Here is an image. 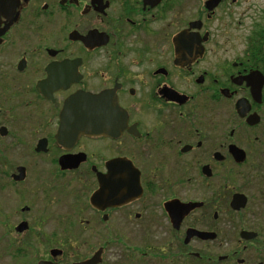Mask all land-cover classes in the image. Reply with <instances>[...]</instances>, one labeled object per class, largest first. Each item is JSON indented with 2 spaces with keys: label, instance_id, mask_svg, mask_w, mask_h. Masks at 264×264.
Masks as SVG:
<instances>
[{
  "label": "flooded vegetation",
  "instance_id": "flooded-vegetation-1",
  "mask_svg": "<svg viewBox=\"0 0 264 264\" xmlns=\"http://www.w3.org/2000/svg\"><path fill=\"white\" fill-rule=\"evenodd\" d=\"M209 1L0 0L11 264H264V21L241 37L240 0ZM78 93L109 100L76 139ZM76 221L93 246L62 263Z\"/></svg>",
  "mask_w": 264,
  "mask_h": 264
},
{
  "label": "rangeland",
  "instance_id": "rangeland-1",
  "mask_svg": "<svg viewBox=\"0 0 264 264\" xmlns=\"http://www.w3.org/2000/svg\"><path fill=\"white\" fill-rule=\"evenodd\" d=\"M237 14L236 17H238L242 23L239 27V33H237L239 36L244 37L247 33L248 35L250 34L249 32L253 30V22L255 18H263L264 21V0H240V5H238L236 9ZM235 34V36H237ZM15 206V205H13ZM7 207V204L5 202L1 203L0 210L5 211ZM0 219H3V216H0ZM76 227H77V232L75 233L76 238L71 239L73 246L75 248L72 249V247H61L58 245H54L53 247H58L60 249H63L65 252V256H63L60 261L62 263H68L74 258H80L81 256H84L85 254L88 253L90 249H92L93 245H84V243L87 242V238H85L84 234L80 232L81 230L78 229L80 222L76 221L75 222ZM6 226V225H5ZM35 226V224H34ZM4 228L1 226L0 227V264H11L13 261L12 254L7 255L5 254V246L7 245V242H9L8 238L2 237ZM80 230V231H79ZM12 238H20L17 239L22 242H28L29 237L25 235L24 237H12ZM59 241H63V237H58ZM75 241V242H74ZM135 244V243H134ZM65 246V245H64ZM85 246V247H84ZM133 246V245H132ZM123 249V247H113L108 250V253L106 255L107 262L106 264H117L119 261L117 260L119 250L118 249ZM123 256L125 258V263L128 262V258H136L138 255L134 252L133 250H130V253L127 252V249H124L123 251ZM47 255V252L45 249H42V252H40V256L45 257ZM42 258V257H40ZM141 264H150V261L148 259H143V263Z\"/></svg>",
  "mask_w": 264,
  "mask_h": 264
},
{
  "label": "water",
  "instance_id": "water-1",
  "mask_svg": "<svg viewBox=\"0 0 264 264\" xmlns=\"http://www.w3.org/2000/svg\"><path fill=\"white\" fill-rule=\"evenodd\" d=\"M218 0H210L209 5L214 6L216 5ZM182 37H189V35L184 32L180 36H178L177 39ZM109 95L107 94H99V95H91L87 93H78L72 96L65 105V108L62 112V116L64 118H70L72 121L70 124H67L70 128H72V133L74 134V137L78 139L82 135H93L100 133L98 131L97 133H94L90 131V124L89 120L92 118H99L100 112H101V104L107 100ZM117 111V110H116ZM100 193H96L93 196V199L100 198ZM96 203L95 201H93ZM26 228L25 223L20 224L18 226L19 231H23ZM62 251L59 249H53L51 251V254L55 257L61 254ZM101 250L98 251L91 259H88L83 262H77L73 264H99L101 262ZM38 264H59L52 261H40Z\"/></svg>",
  "mask_w": 264,
  "mask_h": 264
},
{
  "label": "trees",
  "instance_id": "trees-1",
  "mask_svg": "<svg viewBox=\"0 0 264 264\" xmlns=\"http://www.w3.org/2000/svg\"><path fill=\"white\" fill-rule=\"evenodd\" d=\"M264 29V28H263ZM13 253V257L14 259L16 258H21L24 256V251L22 249H16V251H14V249L12 250Z\"/></svg>",
  "mask_w": 264,
  "mask_h": 264
}]
</instances>
